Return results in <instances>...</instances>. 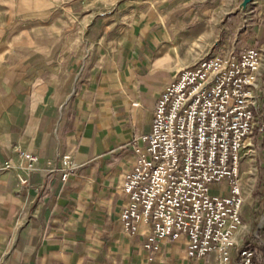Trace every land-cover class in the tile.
I'll use <instances>...</instances> for the list:
<instances>
[{
    "label": "crops",
    "instance_id": "crops-1",
    "mask_svg": "<svg viewBox=\"0 0 264 264\" xmlns=\"http://www.w3.org/2000/svg\"><path fill=\"white\" fill-rule=\"evenodd\" d=\"M98 1L68 0L0 34V264H218L216 251L190 257L185 236L149 248L146 223L131 232L119 219L133 148L178 71L164 46L176 16L164 0ZM237 8L223 45L264 55V0ZM258 85L264 111V65ZM63 154L76 162L65 179ZM250 229L242 219L237 238Z\"/></svg>",
    "mask_w": 264,
    "mask_h": 264
},
{
    "label": "built area",
    "instance_id": "built-area-1",
    "mask_svg": "<svg viewBox=\"0 0 264 264\" xmlns=\"http://www.w3.org/2000/svg\"><path fill=\"white\" fill-rule=\"evenodd\" d=\"M263 61L253 45L206 53L160 91L145 143L133 148L121 186L127 200L119 219L131 232L146 223L147 247L185 236L192 258L216 251L218 264H264V213L251 236L236 235L245 200L241 150L254 130L264 131L257 118ZM20 154L29 165L36 159ZM60 160L65 179L76 162L69 154ZM214 183L219 186L211 192Z\"/></svg>",
    "mask_w": 264,
    "mask_h": 264
},
{
    "label": "rangeland",
    "instance_id": "rangeland-1",
    "mask_svg": "<svg viewBox=\"0 0 264 264\" xmlns=\"http://www.w3.org/2000/svg\"><path fill=\"white\" fill-rule=\"evenodd\" d=\"M66 1L68 0H0V34L17 19L24 16L32 19L49 10H60ZM119 1L130 0H99L98 5L100 8H107ZM164 1L176 16L175 20L171 21L175 24V33L171 40L164 44L169 47L168 62L176 70L195 62L206 53L227 47L223 44L226 39L230 43V37L240 24L241 9L237 7H241L242 0ZM185 13L191 15L185 17ZM248 21L251 22L252 19L248 18ZM258 113L262 114L257 117L258 120L264 122V111L259 109V106ZM248 142L249 144L241 150L239 172L245 198L242 206L243 221L250 225L252 232L264 213V131L254 130ZM218 186L216 183L211 184V192H216Z\"/></svg>",
    "mask_w": 264,
    "mask_h": 264
},
{
    "label": "water",
    "instance_id": "water-1",
    "mask_svg": "<svg viewBox=\"0 0 264 264\" xmlns=\"http://www.w3.org/2000/svg\"><path fill=\"white\" fill-rule=\"evenodd\" d=\"M249 1H251V0H243V3H247V2H249Z\"/></svg>",
    "mask_w": 264,
    "mask_h": 264
}]
</instances>
